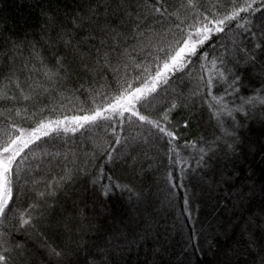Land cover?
<instances>
[{
  "label": "trees",
  "instance_id": "16d2710c",
  "mask_svg": "<svg viewBox=\"0 0 264 264\" xmlns=\"http://www.w3.org/2000/svg\"><path fill=\"white\" fill-rule=\"evenodd\" d=\"M194 2L207 13L216 10L218 0ZM219 3L220 10H225L226 0ZM116 7L115 0H0V53H5L0 57V74H9L7 41H24L26 59L28 41H37L40 47L45 33L55 36L46 14L55 16L57 29H62L71 27L68 22L77 11L87 16L98 9L79 33L83 41L85 36L99 35L98 28L106 24L123 30L121 17L112 11ZM166 7L181 18L196 12L186 6V0H168ZM255 7L256 11L242 14L245 19L203 46L207 59L193 57L194 62L158 87L150 102L138 105L142 115L163 125V112L177 104L169 114V127L180 136L178 156L170 151L167 137L135 117L129 121L128 113L123 124L116 115L99 121V126L64 132L63 127L75 123L64 117L89 114L95 107L90 97L97 90L109 97L120 91L118 76L84 73L71 55L67 60L71 79L56 90L62 95L54 93L43 103L0 100V112L8 117H0L4 124L31 130L40 120L63 121L60 131L42 137L35 155L25 149L27 175L17 182L13 212L0 228H13L17 209L33 203L41 207L33 212L35 229L14 232L22 249H13L10 264H101L102 260L105 264H264V8L260 0ZM173 22L180 21L169 17L162 30ZM173 31L175 38L181 35ZM90 47L91 42L82 43L81 51L88 53ZM56 51L45 49L44 55ZM148 51L156 54L152 48ZM59 52L67 55L63 48ZM149 59L144 53L137 57L145 63ZM87 62L95 66L93 58ZM21 63L11 67L19 68ZM138 71L129 67L121 75L132 79ZM21 84L27 94L23 75ZM133 84L140 86L137 81ZM81 85L83 90L75 91ZM4 87L8 95L19 97L7 80ZM214 96L222 98L223 104ZM96 103L104 106L105 102L97 96ZM222 107L231 109V115L218 113ZM24 108L36 116L15 115L16 109ZM185 121L187 127H183ZM116 135L121 137L120 144ZM109 152L114 159L109 160ZM68 174L72 180L62 183L55 196L46 202L38 199L36 193L46 191L48 181ZM102 184L109 186L106 194ZM48 245L63 256H51Z\"/></svg>",
  "mask_w": 264,
  "mask_h": 264
},
{
  "label": "snow or ice",
  "instance_id": "6c2138e0",
  "mask_svg": "<svg viewBox=\"0 0 264 264\" xmlns=\"http://www.w3.org/2000/svg\"><path fill=\"white\" fill-rule=\"evenodd\" d=\"M117 7L113 9V14L121 17L120 29L113 28L109 25L100 26L98 28L99 35L92 34L85 36L83 41L78 39L79 33L84 30V25L91 21L93 16L98 15V9L90 10L85 16L79 11L72 16L71 27L66 26L62 29L56 27V17L46 14L47 23L51 26V32L55 36L45 33L42 36L43 44L38 47L37 41H28V56L24 58L25 42H17L15 40L7 41L8 44V60L9 74L4 76L0 74V100H17L25 101L36 100L43 103V100L56 93L58 86H63L71 76L68 71L67 60L68 55L80 63V70L84 73H91L97 77L107 78L108 74H114L119 79L117 83L120 85L118 95L109 97L108 94L101 93L97 90L90 97L95 107L90 110L89 114L82 116H73L74 126L63 127L64 132H76L80 128L87 125L99 126L101 120H112L113 116L121 117L120 123H124V115L128 113V119L131 121L135 117L142 123H146L156 129L163 137H167V143L172 145L170 151L176 153L178 145L176 142L180 139L177 131L169 125L172 124L170 113L178 106L173 103L170 108L166 109L162 114L163 125L159 120H151L148 116L140 113L139 106L150 102L152 94L157 93V89L161 84H167L172 75L183 71L190 63L194 62L193 57L199 56L200 59H207V53L201 50L203 46L210 42L212 37L217 33L225 32L230 25L239 20L245 19L244 13L250 14L256 11V0H226L223 11L220 10L221 5L218 2L214 5L216 9H209L208 12H202L195 4L194 0H186L188 8H195L196 12L190 17L181 18L177 12H169L166 7L168 0H115ZM181 7H185L184 4ZM260 7L264 8V0H260ZM169 17H176L179 23L173 22L171 27L163 29V25L168 21ZM236 27L244 28V24L236 23ZM181 35L176 37V32ZM169 35L174 37L168 39ZM159 39L153 42L154 38ZM91 42L88 53L81 51V44ZM56 48L57 51L50 53L49 56L44 55V50ZM63 48L67 55H61L59 49ZM155 50V55L146 49ZM94 50V51H93ZM144 53L151 59L145 63L144 60L137 61V57ZM0 57H5V53H0ZM89 58H93L95 66H90L87 62ZM17 61H22L19 68L11 67ZM213 67L216 61H211ZM129 67L139 70L132 79L121 75L122 70ZM153 68L154 74H153ZM21 75L27 84L29 92L26 94L25 88L21 84ZM222 75V74H220ZM4 80H7L10 86H13L20 93L19 97L8 95V91L4 87ZM133 81L140 82L139 87H135ZM211 79L208 83L211 86ZM105 87L101 85V88ZM83 85L75 91H82ZM62 95V93H56ZM101 96L105 102L104 106L96 103V97ZM109 99L113 103H107ZM217 103L223 104L220 97H213ZM47 106L40 108L39 112L45 111ZM10 111V110H9ZM231 109L222 107L219 112L231 115ZM111 113V114H109ZM36 112L29 113L28 108L16 109V116H23L25 119H33ZM0 117H5L4 112H0ZM68 120V117H64ZM55 124L56 128H49V125ZM61 120H40L34 128L26 130L19 128L15 123L4 124L0 120V226L4 225L9 219V213L13 212L15 206L16 192L18 181L22 175H27V170L23 166L28 159L25 149H28L35 155V149L39 148V141L42 137L49 136L50 132L60 131ZM188 122L185 121L183 127H187ZM180 127V125H177ZM115 131V128H112ZM19 132V135H15ZM116 143H121V137L116 135ZM33 146V147H30ZM22 153H25L23 156ZM45 155H48L45 153ZM109 160L114 159L111 152L107 153ZM18 158H20L18 160ZM68 170L66 169V172ZM103 170L101 169V172ZM99 179V178H98ZM111 180V177H108ZM72 180V175L61 176L58 179L53 178L47 182L46 191L37 192L39 200L46 202L47 198L55 196L56 189L60 188L62 183ZM28 182L27 180L25 181ZM97 181H94L96 183ZM37 184L36 180L31 181ZM120 187V185H116ZM105 194L109 191V186L102 184ZM125 188L127 186H124ZM188 203L185 198V204ZM39 203L28 205L22 210L17 209L13 218L17 221L12 229L0 228V264H10V253L13 249H22V245L14 240V232H21L25 228H36L34 223L35 217L33 212L40 208ZM39 235V233H37ZM49 254L53 257H62L63 252L57 251L55 247L47 246ZM23 254V253H22ZM101 264H105L102 260Z\"/></svg>",
  "mask_w": 264,
  "mask_h": 264
},
{
  "label": "rangeland",
  "instance_id": "374dc122",
  "mask_svg": "<svg viewBox=\"0 0 264 264\" xmlns=\"http://www.w3.org/2000/svg\"><path fill=\"white\" fill-rule=\"evenodd\" d=\"M68 120H69V122H74V121H72V119H71V118H69Z\"/></svg>",
  "mask_w": 264,
  "mask_h": 264
}]
</instances>
